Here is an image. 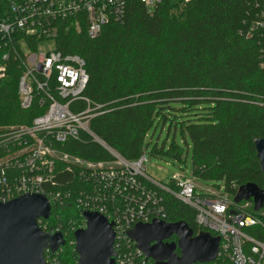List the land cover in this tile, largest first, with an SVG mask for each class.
<instances>
[{"label":"trees","instance_id":"1","mask_svg":"<svg viewBox=\"0 0 264 264\" xmlns=\"http://www.w3.org/2000/svg\"><path fill=\"white\" fill-rule=\"evenodd\" d=\"M250 1L163 0L148 8L130 0L124 17L95 39L88 36L86 23L80 31L62 32L57 49L80 55L87 64L85 94L100 106L90 122L94 133L133 161L149 147L150 132L169 123L185 143L190 140L195 177L224 183L233 199L246 184L264 190L254 143L264 139V107L258 104L264 100L262 46L256 36L243 34L242 23ZM19 77L14 68L0 80V126L29 124L42 113L36 107L21 109ZM61 147L87 161L113 159L86 134ZM151 150L181 162L185 154L174 142L167 149L166 143H155ZM166 206L170 221H185L198 231L192 208L172 197ZM70 221L82 225L74 204L53 207L51 227L63 225L68 241L60 253L62 264L71 261L66 254L73 257L70 264H78Z\"/></svg>","mask_w":264,"mask_h":264},{"label":"built area","instance_id":"2","mask_svg":"<svg viewBox=\"0 0 264 264\" xmlns=\"http://www.w3.org/2000/svg\"><path fill=\"white\" fill-rule=\"evenodd\" d=\"M129 1L0 0V80L18 69L21 109L42 111L29 124L0 126V202L37 193L48 197L52 211L74 204L82 225L70 221L73 235L85 227L84 211L97 212L113 223L118 264H156L129 232L154 220L173 222L166 206L172 197L194 210L195 235L220 237L216 260L204 264H264V207L257 212L253 200L236 203L229 193L199 192L195 181L183 175H173L170 186L162 184L147 175L146 152L126 160L91 129L100 106L85 94L90 80L86 61L59 51L57 39L62 32L80 31L83 23L88 36L97 38L106 25L124 17ZM139 1L154 8L163 0ZM242 23L243 34L256 36L262 46L264 67V0L248 2ZM47 42L53 47L42 50ZM258 101L264 107V100ZM84 134L113 159L87 161L62 149ZM51 218L40 219V228L62 232L63 225L51 227ZM63 248L55 253L47 249V264H62Z\"/></svg>","mask_w":264,"mask_h":264},{"label":"water","instance_id":"3","mask_svg":"<svg viewBox=\"0 0 264 264\" xmlns=\"http://www.w3.org/2000/svg\"><path fill=\"white\" fill-rule=\"evenodd\" d=\"M255 147L264 174V139H256ZM253 200L255 211L264 207V190L255 184L241 186L236 203ZM52 216V205L44 194H24L8 202H0V264H47L45 251L52 253L67 245L62 232L49 233L39 226V220ZM85 227L74 233L78 264H118L113 223L97 213H82ZM178 242H168L172 236ZM129 237L147 258L156 264H204L216 260L220 237L208 232L195 235L185 221L154 220L138 224ZM180 250V254L177 253Z\"/></svg>","mask_w":264,"mask_h":264},{"label":"rangeland","instance_id":"4","mask_svg":"<svg viewBox=\"0 0 264 264\" xmlns=\"http://www.w3.org/2000/svg\"><path fill=\"white\" fill-rule=\"evenodd\" d=\"M53 47V42H47L44 46H41V49H49ZM151 135V137H150ZM174 142L179 148H181L185 154L183 156L182 162L177 159H173L167 156H154L151 153L152 146L155 143L162 145L166 143V149L170 144ZM190 140L188 139V144L184 142V137L180 133V130L177 132L174 130V127L170 130L169 123L165 127L157 125L156 129L152 130L149 134V137L146 139V145L149 147L145 148L148 161L145 163V170L147 175L155 179L156 181L168 185H171L173 175H183L186 178L192 179L195 181L198 186L199 192H208L209 190L219 191L220 193H225L224 183L222 182H207L201 178H197L193 175L192 169V150L189 146ZM186 159V160H185ZM185 160V162H184ZM221 189V190H220ZM76 221V220H75ZM74 248V247H73ZM71 257L72 255H65V259Z\"/></svg>","mask_w":264,"mask_h":264},{"label":"flooded vegetation","instance_id":"5","mask_svg":"<svg viewBox=\"0 0 264 264\" xmlns=\"http://www.w3.org/2000/svg\"><path fill=\"white\" fill-rule=\"evenodd\" d=\"M178 237L176 235L172 236L169 240H166L165 243L168 242H178ZM177 253L180 254V250H177Z\"/></svg>","mask_w":264,"mask_h":264}]
</instances>
